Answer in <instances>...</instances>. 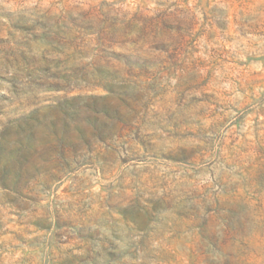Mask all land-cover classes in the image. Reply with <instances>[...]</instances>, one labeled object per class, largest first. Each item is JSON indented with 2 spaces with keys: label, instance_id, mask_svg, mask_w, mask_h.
<instances>
[{
  "label": "rangeland",
  "instance_id": "obj_1",
  "mask_svg": "<svg viewBox=\"0 0 264 264\" xmlns=\"http://www.w3.org/2000/svg\"><path fill=\"white\" fill-rule=\"evenodd\" d=\"M0 264H264V0H0Z\"/></svg>",
  "mask_w": 264,
  "mask_h": 264
}]
</instances>
